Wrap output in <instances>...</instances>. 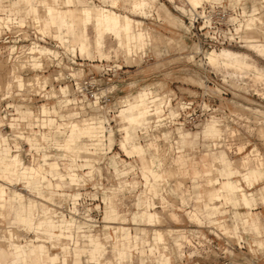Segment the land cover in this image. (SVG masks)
I'll return each instance as SVG.
<instances>
[{
    "label": "rangeland",
    "instance_id": "1",
    "mask_svg": "<svg viewBox=\"0 0 264 264\" xmlns=\"http://www.w3.org/2000/svg\"><path fill=\"white\" fill-rule=\"evenodd\" d=\"M88 1L95 4H103L102 0H82L83 4H87ZM207 1L214 2L217 5L216 8L223 7L229 11L232 14L233 22L238 23V26L241 22L237 21L238 19L240 21L242 15L244 19L246 16H261L262 14L261 17L264 19V0ZM127 2V0H107L104 4L108 6L107 8L112 7L113 9L109 8L111 10L141 21L139 27L147 32L144 38V47L133 49L128 56H125L123 51L116 47L114 39L106 36L104 50L107 52V57L97 58L95 56L86 57L87 54L82 56L77 53L72 54L74 55L72 56L55 39L54 31H52L54 30L53 27L50 28L47 34L38 30L40 28L38 25L40 24L36 20L32 22V16L24 14L30 13L28 12V7L16 9L15 4H18L16 0H0L1 17H10L12 22L16 21L15 23L17 24L27 23V27L32 26L36 30L34 34L32 32L29 33L34 30L33 28L27 30L29 35L23 39L15 38L11 32L5 36L0 35V162L7 163L9 159L7 161L5 156L8 157L11 156L10 154L18 153L24 161L21 169L23 171L27 170L24 167V163L30 165L35 162H56L63 174L71 168L73 172L81 177L76 180L77 184L65 177L60 182V187H55V183L59 182V179L47 173L46 178L53 185L47 187L43 184L41 186L45 191L53 192V199L50 202L30 191V187L26 183L22 186L23 183L19 181L23 179L20 173H14L10 169L9 173L14 179L10 178L6 181L2 180L3 182L0 181L3 188L2 200L3 202L7 200L6 185H8L21 191L25 198L31 197L44 204H49L56 211L63 212L67 216L71 214L83 220L84 215L89 213L94 219L91 222L93 223L90 227L91 232L99 234L102 240H104L102 226L105 223L103 219L104 203L101 198L103 191L107 193L116 191L115 195H109V197H112L109 198L108 207H116L118 213L130 219L131 215L137 211L135 205L136 195L143 188V178L138 169V161L140 159L136 158L137 156H127L119 148V141L123 137H127V135H119L117 129L127 132V124L125 123V125L122 122L125 120L123 117L126 113L130 112L132 99L135 100L134 98H137L138 100L135 101L137 104L153 102L159 104L161 102V108L166 113L164 115L168 116L177 113L176 105L179 103L180 98L193 99L197 113L194 124L182 121V124H180L181 129H177L174 126L177 124L172 123L165 124L164 122L160 125L155 123L145 125L142 121L137 122L141 127L147 126L145 133L138 132L141 143L144 144L146 140L153 139V135H155L153 142L158 144L159 141L162 146L160 148L157 146L154 151H158L159 157L165 159V162L163 161L162 163L163 166L167 167L170 164L167 161L170 152L173 153L172 156L176 154L172 150H168V148L179 147L181 141L179 134L182 132L190 133L189 137H187L188 140L195 138L194 148L186 145L185 150L190 151L196 159L199 156H208L207 158L210 159V152L217 156L224 151L227 159L232 162L231 166L238 167L239 159L248 156L253 151H255V154L252 153V158L257 162L264 156V117L257 115L255 112L264 113V79L255 73V69L258 70L260 76L264 73L263 56L253 48L250 49L246 46L243 40L239 44L208 45L204 35L190 26L192 15L189 11L191 4L188 0H156L154 3L151 2L149 8L151 15L147 16H143L144 14L140 12L139 8H131L130 2ZM159 2L164 4L162 9L159 6ZM46 4L56 5L57 2L50 1ZM176 5L178 6L176 7ZM179 6L184 7L185 12L181 11L180 8L178 9ZM17 10L23 14L17 15L16 18L15 12ZM162 11H165V14L168 13L180 17L185 26L168 23L170 21L168 19L164 20L166 16H162L164 14ZM42 12L40 10V13ZM157 12L160 15H157ZM34 13H37V9H35ZM35 19H37V16ZM256 25H258V28L254 27L255 29H252L253 32L250 31L249 34L259 40V43H264V25L259 26V23H256ZM161 35L171 40L166 42ZM33 42L39 46L51 48L54 50L55 56L50 54L41 55L39 61L42 64L39 67H34L27 61L31 55H40L37 52L28 53V48ZM10 45H15L13 51H11ZM221 48H229L248 54L247 62L249 63V68L243 70V68H225L221 65L214 66L210 64L207 54L210 52L216 53ZM36 78H38V81ZM37 82L40 83L37 84ZM78 82L84 85L81 90L74 86ZM223 82L229 84L227 86L231 92L220 95L218 98L210 97L209 100L203 96L205 88L209 87L214 91L217 87L220 88L219 84ZM65 85L69 88L67 97L75 98L72 101L58 102L61 98L58 89L60 86ZM145 85V89L140 90ZM243 85L247 89H244ZM144 90L147 94L144 100H141L139 93H143ZM129 94H131L130 98H125ZM128 98L131 101L129 107L124 108L117 115V111L119 112L123 105L122 101H125L124 104H126ZM89 102L92 105H96L98 109L93 110L92 105L88 104ZM43 104L48 107V113L41 112ZM154 109L155 106L150 107L149 110L152 111ZM67 114H73L75 119L87 117L90 114H98L104 120L107 119L113 129L111 134V139L113 138L112 150L106 151V156L98 161H85L84 157H74L72 159L64 153L60 147L58 148L55 141L61 143L71 133L68 128L56 130V125L67 121L69 119L66 116ZM65 117H67V120ZM152 118L150 116L147 119L152 120ZM206 124L215 125L214 131L216 134L221 133V137L205 135L203 130ZM136 130H130V133ZM168 131H170L169 137H164L162 132ZM134 139L135 137L129 138L131 145L137 144ZM216 142H218L216 147L214 149L211 148V144ZM87 143H90L87 137L78 136L76 146H82ZM208 145H210L209 149ZM144 147L147 149L146 145ZM4 148H7L6 151L9 155L3 154L5 152ZM91 151L94 150L92 149ZM115 153H118L119 157L125 160L121 166L134 167L132 171L122 177L116 175L113 164L109 160V156ZM94 156L98 157L97 155ZM146 156L148 159L152 158L148 155L147 150ZM248 158L249 165L254 166L253 159L251 157ZM152 159H156V157ZM158 162L160 164L159 160ZM86 163H91L92 166ZM197 164L202 169H205V167L201 166L200 161H197ZM216 165L220 168L224 166L220 163ZM44 166L49 168L46 163ZM33 168L39 172L38 167L34 166ZM210 168L211 162L209 161L207 169ZM143 169L145 168L143 167ZM143 169L142 174L144 172L146 174V170L143 171ZM262 171H264V168H262ZM170 176H167V181L161 186L160 194L163 195V198L160 197V194H153V201L143 207V203L141 202L140 204V199L138 200L139 212L155 205V211H158L160 215V220L156 223V226L161 229H172L171 234H166L168 243L171 244L173 237L177 234L185 236L182 238L183 247L181 249L171 246L166 252L170 256L169 264H264V203L260 189L262 184H264V178L262 183L258 182L255 187L247 189L248 194L245 192V195L247 194L250 199H256L257 201L255 209L246 210L247 218L244 219L239 213L235 215L232 213V210L235 211L231 206L234 205L232 201L227 203L229 205L225 206V210L221 215L211 219V223L207 222L205 209H201L199 214L201 215L202 223H198L189 216L194 209L200 210L202 208L201 202L203 199L193 195L191 177L189 178L179 173L171 176V178ZM143 177L145 178L144 175ZM234 178L238 179L240 177L235 175ZM16 179L18 180L16 181ZM197 180L200 184L199 189L202 190L206 181L203 177H199ZM123 181L127 185L117 190ZM243 186L245 188L250 187L244 184ZM151 189H155V187ZM76 191L79 192L76 199L78 201L76 204L78 211L74 212L72 210V198L68 194ZM21 192H15L14 197L17 196V198L22 199L23 194ZM39 194L43 196L42 193ZM110 199L113 203L112 201L110 202ZM225 200H222V202L227 201ZM33 203L36 204L35 201ZM234 208L241 211L245 210L243 206H235ZM30 212L31 209L29 210ZM124 218V216H119V222H124V226H129L132 233H140V228H148V226L144 225L135 226L130 221L125 222ZM215 219L220 220L228 232L216 227ZM26 221L27 218L22 222ZM66 222L64 223L65 229L72 226V222ZM2 226H6V220L0 217V227ZM118 226L120 233L121 227L120 225ZM15 229L21 236L26 238L33 237L30 229L26 230L21 225L16 226ZM195 229H198L197 231L199 232ZM76 235L79 236V232L74 233V236ZM108 240L105 241L106 245L109 244ZM127 249L125 248L126 251ZM52 250L61 249L52 248ZM181 253L183 254L180 255ZM104 254L107 258L112 257L109 247H107ZM138 258L137 254L133 256L131 264H139ZM126 259L125 256L123 264H128L129 261ZM79 264L94 263L91 261L86 262L84 256L81 255ZM146 264L159 263L154 256H151L147 258Z\"/></svg>",
    "mask_w": 264,
    "mask_h": 264
},
{
    "label": "crops",
    "instance_id": "2",
    "mask_svg": "<svg viewBox=\"0 0 264 264\" xmlns=\"http://www.w3.org/2000/svg\"><path fill=\"white\" fill-rule=\"evenodd\" d=\"M18 3V0H16ZM57 2V4L60 3V0H54ZM68 4L71 5L73 4L72 0H67ZM80 5L87 6L90 4V1H88L87 4H83L82 0H78ZM171 1V0H169ZM187 1V0H186ZM15 2V1H14ZM28 2V3H25ZM49 0H27V1H22V3L15 4V8L23 9L25 7L29 8L30 13H24L25 15H30L32 16V21L34 20L37 21V23L40 22V10H44V6L46 3H48ZM103 4H98L102 6H106L104 3L107 2V0H102ZM94 3V2H93ZM188 3V2H187ZM189 4V3H188ZM178 5H176L177 7ZM108 7V6H106ZM112 8V7H109ZM35 9H37V13L35 14ZM113 9V8H112ZM245 12V11H243ZM16 18L17 15H22L20 11H16ZM148 15H151L150 13ZM37 16V19H35ZM147 16V15H143ZM176 16V15H175ZM178 17V16H177ZM134 35L132 37V41H130V47L128 50L125 52L123 47L120 46L119 41L117 38H115L113 35L106 34L104 39H103V47L101 49V55L99 50L97 49L96 43H95V33L93 28L89 27L88 28V34H89V42H88V48H89V53L86 55V57H97V58H102V57H107V52L104 50L105 46V38L106 36L113 38L116 44V47L121 49L125 56H128L133 49L136 48H143L144 47V38L147 34L146 31L143 30V28H140L139 25L141 24V21L138 19H134ZM53 24H55L53 22ZM40 26V25H38ZM39 30V29H38ZM40 31V30H39ZM41 32V31H40ZM59 32L61 33L62 30L59 29ZM113 36V37H112ZM56 40L59 41L61 44V37L60 36H54ZM136 43V44H135ZM15 48V45H10L11 51ZM28 53H39L40 55L38 56H29L27 59L28 62L31 63L34 67H39L42 63L39 61V57L41 55H53L54 50L51 48L45 47V46H39L38 44H33L29 46L28 48ZM77 52L74 51L72 54H76ZM79 54V53H77ZM74 56V55H72ZM38 81V78H36ZM19 82L20 79L18 78ZM40 82H37V84ZM145 86H142L140 90H143ZM59 92L61 95V98L58 100L59 101H72L75 97L68 98L67 97V92H69V88L67 85L65 86H60L59 87ZM146 91L144 90L143 93H139L140 99L144 100V97L146 95ZM131 94L127 95L130 96ZM159 96V95H158ZM125 96V98H127ZM46 107L45 104L41 106V112H43V108ZM48 108V107H46ZM49 112V111H48ZM45 112V113H48ZM79 114V112H78ZM61 115V114H60ZM74 116V115H73ZM174 115H170V117H173ZM212 120V119H211ZM134 123L131 125H127V129L130 128V130L137 129L136 131H131L130 137L129 134L127 135V138H134V142L136 143H141L139 140V133H145L147 131V126L146 127H141L139 124ZM149 125V124H145ZM215 125H208L206 124L203 130V133L205 135H215V136H220L221 133L216 134L214 129ZM219 130V128H218ZM118 131V130H117ZM127 131V130H126ZM119 132V131H118ZM168 132H162V135L164 137H169ZM119 135H121L119 133ZM190 133H180L179 136H181V141L179 147H170L168 150H172L174 153H176L174 156H172L173 153L170 151V156L167 158V161L170 162L168 164V167H173L176 170L175 174H182L187 177H191L192 179V191L193 195L196 196L197 198H202L203 201L201 202V207L200 210L194 209V211L190 214V218L197 221L198 223H202V218L201 215L199 214L201 209H205V213L207 214V222L211 223V219L214 217L216 218L217 216L221 215L224 212V208L227 204L228 201L225 200V198L222 196L221 200L215 201L213 204L208 201V199L205 196V190L208 188H211L212 185L214 186H221L222 188V195L225 192H228V182L231 180H237L242 186L243 184L245 186H250L249 188H245V192L247 193L248 190L251 187H255V184L258 182L262 183L263 175H262V167L259 162H257L255 159L252 158V153L251 152L248 156L243 157L242 159H239V164L238 167H233L232 162L227 159L226 153L223 151L221 155L214 156V153L210 152V159H208V156H199L198 159H196L195 156L191 154L190 151L185 150L186 145L191 146V148H194V140H188L187 137H189ZM155 135H153V139H148L146 142L143 144V146L146 145L148 142H153L155 139ZM219 137V138H220ZM120 143V141H119ZM159 143V141H158ZM218 143V142H216ZM160 143L158 147L160 148ZM162 147V146H161ZM120 148V147H119ZM145 148V147H144ZM210 148V145H208V149ZM211 148L213 147V143L211 144ZM5 152L3 154L9 155V153L6 151L7 148H4ZM147 153L150 157L158 159L160 161L159 168L163 174V180L160 182L152 181L150 183L149 190H145L144 184H145V178L143 177L142 174V169L143 165L141 161L137 160L139 162L138 164V169L140 172V175L143 178V188L140 189L139 193L136 195V208L137 211L134 212L130 219L127 218L125 215L118 213L117 208H109L108 207V199L110 194H114L116 191H111V193L104 192L102 193V201L104 203V215L103 219L105 223L103 224V237L104 240H102L99 236V234L95 232H91L90 227L93 225V223H77L75 226H69L66 229L64 228V224L62 221H67L60 217V212L56 211L53 214L51 213V210L53 208L49 206V204H44L36 199H33L31 197L25 198V195L21 192L18 191L17 189L11 188L10 186L6 185L7 187V200L3 202L2 196L3 192L2 189H0V217L4 218L6 220V226H2L6 229H12L15 232L17 231L15 228L16 226H22L26 230H31L33 233V237L31 238H26L25 236H21L18 231L16 232L17 236L19 238H7L6 235H1L0 234V264H79V258L81 255L84 256L86 262L91 261L94 264H123V261L125 256L126 260H128V264H131L133 256L136 254L139 256V264H146V260L148 257L154 256L155 260L159 264H169L170 263V256L166 253L171 246H176L177 249H181L183 247V241L182 238L185 237L184 235L177 234L175 237H173V240L170 243L166 241V234H171L172 229H161L156 226V223L159 222L160 220V215L158 214V211H155L156 209L154 207H149L146 210H143L139 212L138 208V203L139 199H148V201H153L152 200V195L153 194H160L161 193V186H163V182L166 180L167 181V173H165L167 170L166 166H163L162 163L165 159H161L158 157L160 154L156 151H154V148H147ZM11 156L13 154H10ZM219 156V157H218ZM136 157V156H135ZM253 159L254 161V166L249 165V158ZM73 159V157H71ZM138 158V157H136ZM171 158V159H170ZM5 159L8 161L10 159V156H5ZM85 161H98L97 157H84ZM109 160L112 162L115 173L117 176H124L128 172L132 171L134 167H124L121 166L123 162L125 161L123 158H120L118 153H115L111 156H109ZM197 161H200L201 166L205 167V169H202L201 167L198 166ZM211 162V168L207 169V164L208 162ZM24 162V161H23ZM48 164L49 168H45L44 164ZM45 163H40V162H35L31 163L30 165H26L24 163V167L27 168V170L23 171L21 170V177L23 179H20L23 183V185L26 183L28 187H30V191H33L36 195L42 197L45 200L50 201L53 199L52 195L53 192L51 191H45L41 185L45 184L47 187L52 186L53 184L51 181L46 178V174L49 173L52 177H57L59 179V182L55 183V187H59L60 182L65 178L68 177L71 182H74L77 184L76 180H79L81 177L78 176L77 173L73 172L71 168L68 169V171L63 174L58 167V164L56 162H45ZM220 163L223 164L224 166L222 168L218 167L216 164ZM89 164L90 166L91 163H86ZM34 166L39 168V172L33 168ZM217 166V167H216ZM118 168V169H117ZM120 169V170H119ZM10 170V164L9 161L7 163L5 162H0V171L1 172H9ZM235 175H238L240 178H234ZM62 176V177H61ZM245 177L248 181H250L252 184L247 185L245 182L242 181V177ZM203 177L206 181V184L202 187V190L199 189L200 184L198 183V178ZM61 178V179H60ZM25 180V181H24ZM33 182V184H32ZM22 185V186H23ZM124 185H127L126 182L120 183L119 187L117 188L120 189ZM154 185V186H153ZM264 185V184H262ZM136 187V186H133ZM152 187H155V189H151ZM208 187V188H207ZM261 189V188H260ZM176 190V189H175ZM146 193H144V192ZM15 192H21L23 194L22 199H19L14 197ZM174 192V191H173ZM245 192L242 194L240 193L239 198L235 197L234 194H230V197L232 201L234 202V205H231L233 209L236 211L232 210V213L235 215L239 213L244 219L247 218V209L253 210L256 208L257 201L256 199L252 200L248 197V193L245 195ZM39 193H42L43 196H41ZM79 192H73L68 194L70 198H72V203L74 202L73 200L78 197ZM115 195V194H114ZM50 197L49 198H47ZM160 197L163 198V195L160 194ZM47 198V199H46ZM222 200H225L226 202H222ZM244 200L246 201V204H244ZM263 200V198H262ZM33 201L36 202V208L39 210H34ZM147 201V202H148ZM51 202V201H50ZM39 203V204H38ZM220 203V204H218ZM231 203V202H229ZM264 203V200H263ZM42 205V206H41ZM31 206V208H30ZM235 206H243L245 210H238L237 208H234ZM51 208V210H50ZM141 208V207H140ZM31 209V213H29V210ZM142 209V208H141ZM38 211L37 219L45 217L44 213L46 212V215L48 216L47 219L45 220V223L42 225H39L37 223L34 224H29L27 222H22L21 217L28 216L33 217V212ZM251 213V212H250ZM43 214V215H42ZM174 215V214H173ZM119 216H124L125 222H131V224L135 226H148V228H140V233L135 232L132 233L131 229L129 226H124V222L120 223L119 222ZM50 218L53 220L49 222ZM36 219V220H37ZM71 222V221H70ZM221 222L220 220L215 219V223ZM52 223V224H51ZM62 223V224H61ZM111 223H117V225H120V238L121 242L119 245V248H112V243L115 240V232L111 228V226H116V224H111ZM49 224V225H48ZM31 225V226H30ZM56 225V226H55ZM110 226V228L107 227ZM257 227V225H255ZM61 228V229H60ZM105 229V230H104ZM79 232V236H74V233ZM166 232V233H165ZM53 234V235H58L61 236L66 240L65 245H62L61 243H58L57 241H49L45 238L47 234ZM113 233V234H112ZM45 235V236H44ZM19 241H18V240ZM109 239V244L106 245L105 241ZM6 242L10 244V247L8 248H3L1 246L5 245ZM240 242V241H239ZM52 244V245H51ZM54 245V246H53ZM166 246V247H165ZM59 248L61 250L53 251L52 248ZM107 247H109V251L112 255V257H106L104 254ZM147 247V248H146ZM125 248H128L127 251ZM7 249V250H6ZM57 252V254L55 253ZM136 253V254H135ZM181 253L180 255H182Z\"/></svg>",
    "mask_w": 264,
    "mask_h": 264
},
{
    "label": "bare ground",
    "instance_id": "3",
    "mask_svg": "<svg viewBox=\"0 0 264 264\" xmlns=\"http://www.w3.org/2000/svg\"><path fill=\"white\" fill-rule=\"evenodd\" d=\"M22 1H27V0H18V4L20 5L22 3ZM42 1H44V0H42ZM50 1H54V0H49V2ZM72 1H73V4H71V5L68 4L67 0H60V3L56 4V5L46 4L44 6L43 12L41 10L42 13H40V22L38 23V24H40L39 30L44 34H47L49 32L50 28L53 27L54 30H52V31H54V36H60L61 37V45L66 50H68L69 53H74V51H75V52L79 53V55H82V56H85V54L89 53V48H88V42H89L88 28L89 27L93 28V30H94L95 43H96L97 49L100 52V55H101V49L103 47V39H104L106 34L113 35L115 38H117V40L120 43V46L123 47L125 52L128 50V48L130 47V41H132L131 39L134 35V20H133V18H131L130 16H128L126 14L118 13L114 10H111V9L105 7V6L98 5V4H95L93 2H90V4H88L87 6H83V5H80L78 0H72ZM127 1L130 2V4L132 5L131 6L129 4L131 8L132 7L139 8L140 12L144 15L149 14V12H150L149 8L151 6V2H153V3H154V1L156 2V0H127ZM204 1H207V0H204ZM188 2L194 7L193 8L191 5L189 7V11L191 12V15L193 17V14L195 12H197V7L202 5V0H188ZM125 5L127 6V4H125ZM129 5H128V7H129ZM159 6L162 9L164 4L162 2H159ZM179 8L181 9V11L185 12L184 7L179 6L178 9ZM162 12L164 13L165 11H162ZM157 15H160V13L157 12ZM162 16L163 17L166 16V17H164L165 18L164 20L168 19V21H170L168 23H170V24L173 23V25L185 26V24L183 23V21L180 17H177L175 15L173 16V15L168 14V13H166V14L164 13ZM261 16H262V14H261ZM261 16L250 15L248 17L246 16V18L243 19V15H242L240 17V21L238 19L237 22H241V23L243 21L244 22L242 24L240 23L239 26H238V23H234V29H235V32L238 34L239 42H241L242 40L245 41L246 46H248L250 49L253 48L254 50L257 51V53H259L264 58V43H259V40L255 39L254 37H252L249 34L250 31H252V29L258 28L257 27L258 25H256V23H259V26L262 24L264 25V19ZM10 22H12L10 17H1L0 16V27L2 25L8 26V24ZM53 22L55 24H53ZM237 26H238V28H237ZM59 29L62 30L61 33L59 32ZM161 37L163 39H165L166 42H169L171 40V39L167 38L166 36L161 35ZM221 45H228V44H221ZM247 58H249L248 54L243 53V52H238V51H235V50H232L229 48H221L216 53L210 52L207 54L208 61L210 62V64H212L214 66L221 65L225 68L235 67V69L237 67V69L243 68V70H246L247 68H249V63L247 62ZM255 73L260 78L264 79V73H262L260 76L258 74L257 69H255ZM231 78L234 79L233 77H231ZM243 88L247 89V88H245V86ZM144 89H145V87H144ZM245 91H247V90H245ZM129 98L127 100L125 99L127 101L126 104H124L125 101L124 102L122 101V103H123L122 106L119 103L121 108L119 109V112L117 111V115L120 113L121 110H123L126 107H129V105L131 103ZM263 98H264V95H263ZM134 99L135 100L132 99L130 112H127L126 115L123 117V118H125V120H124V122L121 121L122 123H124V124L126 123L127 125H131V124L142 121V123H144V124L155 123L156 125H160L161 123H164L166 121L165 119H163V117H161L165 113L164 109L161 108L162 107V105H160L161 102L159 104L154 103V102L153 103H147V104H137L135 101L138 99L137 98H134ZM88 104L92 105L91 102H89ZM178 104H180V103H178ZM153 106H155V109L150 111L149 110L150 107H153ZM91 107L93 110L98 109L96 105H92ZM176 107H178V106L176 105ZM47 109L48 108L44 107L43 112L44 113L47 112ZM255 112L257 113V115L259 114L260 116L264 117L263 112H260V111H255ZM117 115H115V116H117ZM173 115H176V113H174ZM66 116L69 119L67 120V117H65L67 121L58 123L56 125V127H57L56 130L68 128L69 132L71 134L63 142L60 143L58 141H55V143L58 146V148L60 147L62 149V151H64V153H66L68 156L74 158V157H86V156L89 157V156L97 155L98 156L97 160H99L100 158L106 156V154H105L106 151L112 150L111 145L113 142V140H112L113 138L111 139V134L113 132V129H112V125L109 123V121L107 119L104 120L103 117L101 118V115H98V114H90L87 117L85 116V117H83V118L81 117L79 119L78 118L75 119L73 114H67ZM150 116H152L154 119L153 118H152V120L147 119ZM165 116L170 118V116H168V115H165ZM102 120H104V121L101 122ZM174 126L177 129H181V125H174ZM261 127H263V126H261ZM261 127H260V129H261ZM117 130L119 131V133L121 135H126V134L130 133V128L127 129V132H124L122 129H117ZM263 130H264V128H263ZM257 132H258V129H257ZM78 136L87 137V139H89L90 143L83 144L82 146H76V140H77ZM107 136H108V138H107ZM130 137H131V135H130ZM216 144L217 143H213V147H216ZM119 145H120L121 151L124 154H126L127 156H130V157L131 156H137L141 160L142 165L145 168V169H143V171L146 170V174H145V172L143 174L145 176V180H146L145 184H144L145 185L144 191L149 190V185L152 181L160 182L163 180V174L159 168L158 160L152 159V158L148 159L146 156V150L141 143L131 145L130 140L127 137H125V138L123 137V139L120 140ZM158 145H159V143L156 144L154 142H148L147 148L148 149L149 148H156ZM104 146H106V147L104 148ZM92 149L94 151H91ZM164 150H165V148H164ZM253 154H255V151H253ZM94 157H96V156H94ZM259 163H260L261 167L264 168V156L259 160ZM9 164H10V169L13 170L14 173L15 172L21 173V169L23 167V160H22L21 156H19L18 153H15L12 156H10ZM166 170L167 171L165 173H167V176H170V175L173 176L176 173V170L171 166L168 167ZM19 173H18V176H19ZM262 175L264 178V171L262 172ZM171 176H170V178H171ZM10 178H13V177L11 176V174L9 172H7V171L1 172L0 171V181H2V180L6 181ZM18 179H16V181ZM242 181L245 182L247 185L252 184L244 176L242 177ZM164 182H166V180ZM32 184H33V182H32ZM59 187H60V185H59ZM1 188H2V184L0 183V189ZM260 188L262 191V198L264 200V185H262ZM228 189H229V191L223 193V195H222L221 186L220 185L219 186L212 185L211 188H208L205 190V196L208 199V201L210 202V204L211 203L213 204L215 201L221 200L222 196L229 203V202H232L230 194H234L235 197L239 198L240 193L243 194L245 192L244 187L237 180L229 181L228 182ZM111 197H109V198H111ZM47 198L50 199V197H48V196H47ZM76 199H74L73 200L74 202L72 203V210L74 212L78 211V207L76 205L78 203V201ZM108 201H109V199H108ZM111 201L112 200L110 199V202ZM147 201H148V199H140V204H141V202L143 203L142 207L151 203V201L150 202L149 201L147 202ZM112 203H113V201H112ZM243 203L246 204V201L244 200ZM153 204H154V202H153ZM32 206L34 207L33 208L34 210L37 209L35 203ZM37 210H39V209H37ZM50 210H51V208H50ZM54 212H56V211L53 208V210H51V213L53 214ZM37 215H38V211L33 212V217L31 218L29 215L26 222L29 224L37 223L39 225H42L43 223H45V220L48 217L46 215V212L44 213L45 217H43V218L37 219ZM59 215L63 219H65L67 221H71L72 226H75V224H77V223L88 224V223H91L94 221L93 217L89 213H86L84 215L83 220H80L71 214H69L67 216L63 212H60ZM25 217L26 216H22L21 220L22 221L25 220L26 219ZM51 221H53V220L50 218L49 222H51ZM62 222H63V224L67 223L66 221H62ZM104 224H107V223H104ZM236 226H237V224H236ZM107 227L110 228V226H108V225H107ZM216 227L220 228V230L222 229L223 231L228 232V230L225 228V226L221 222L216 223ZM111 228L115 232V240L112 243V248L114 247L117 249V248H119V245L121 242L120 233H119V226L116 224V226H111ZM16 232L12 229H6L4 227H0V234L6 235V237L10 238V239L17 238V237L19 238V236H17ZM223 233H225V232H223ZM45 238L49 241H57L58 243H61L62 245H65V243H66V240L64 238H62L61 236L53 235L50 233L47 234L45 236ZM1 247L8 248V247H10V244L8 242H6V244L1 246ZM55 253L57 254V252H55Z\"/></svg>",
    "mask_w": 264,
    "mask_h": 264
},
{
    "label": "built area",
    "instance_id": "4",
    "mask_svg": "<svg viewBox=\"0 0 264 264\" xmlns=\"http://www.w3.org/2000/svg\"><path fill=\"white\" fill-rule=\"evenodd\" d=\"M216 6L217 5H215L214 2L203 1L202 5L197 7V12L194 13L195 15L190 19V26L204 35V39L208 45L217 46L221 44H239V37L235 32L234 22L231 17L232 14L223 7L216 8ZM26 24H17L13 21L9 23L8 26L2 25L0 27V35L5 36L11 32L15 38L23 39L31 32L34 34L36 30L32 26L27 27ZM30 28H33L34 30H31L30 32L27 31ZM227 85L229 86L228 83L223 82L222 84H219L220 88L217 87L214 91L207 87L203 91V96L208 100L210 97L218 98L220 95L231 92ZM74 86H76L78 90H81L82 86L84 87L81 82L76 83ZM179 103L180 104H177L176 115L170 118L162 115L163 119L166 120L165 124L172 123L180 125L182 124V121L194 124L196 122L197 113L193 104V99L180 98ZM195 230L197 231L198 229Z\"/></svg>",
    "mask_w": 264,
    "mask_h": 264
}]
</instances>
